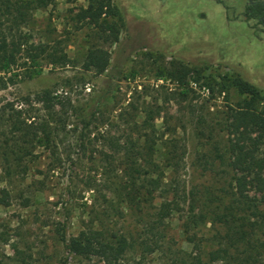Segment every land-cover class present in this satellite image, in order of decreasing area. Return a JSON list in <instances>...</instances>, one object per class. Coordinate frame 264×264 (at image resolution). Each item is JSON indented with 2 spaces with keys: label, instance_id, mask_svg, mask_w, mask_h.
<instances>
[{
  "label": "rangeland",
  "instance_id": "rangeland-1",
  "mask_svg": "<svg viewBox=\"0 0 264 264\" xmlns=\"http://www.w3.org/2000/svg\"><path fill=\"white\" fill-rule=\"evenodd\" d=\"M113 4L121 32L112 45L93 38L88 27L75 29L74 14L86 8V0H52L45 8L31 10L23 32L47 50L39 63L41 72L30 65L0 72V144L9 131L7 118L29 114L41 123L54 114L52 142L36 144L23 160L25 171L17 172L10 184L0 149V188L11 193L9 205H0V264H102L68 254L63 241L76 236L91 215L105 210L101 204L92 212L94 194L84 187L86 177L103 169L100 151L109 152L107 145H100L99 135L108 133L122 143L127 136L149 133L140 126L142 110L157 107L163 111L153 121L154 159L166 170L165 181L176 191L178 202V209L165 220L164 248L190 252L183 223L189 210L199 205L194 199H200L205 187L222 183L203 171L213 141L222 137L209 134V125L243 98L233 88L220 92V86L232 78L264 93V32L244 18L249 0ZM92 46L109 53L108 68L100 76L83 68ZM54 52L66 54L67 63L52 64ZM173 66L191 71L187 99L179 95L183 87L168 75ZM107 89L110 93L104 97ZM43 92L65 99H53L50 111L39 101ZM115 221L116 229L140 231L127 210ZM193 233L209 237L213 230L210 224L198 225ZM139 251H130L125 264H169L161 252L141 256Z\"/></svg>",
  "mask_w": 264,
  "mask_h": 264
},
{
  "label": "trees",
  "instance_id": "trees-1",
  "mask_svg": "<svg viewBox=\"0 0 264 264\" xmlns=\"http://www.w3.org/2000/svg\"><path fill=\"white\" fill-rule=\"evenodd\" d=\"M86 1V8L74 14L75 29L88 27L93 38L103 45L116 43L121 21L113 0ZM51 3L52 0H0V72L8 73L13 67L30 65L40 74L39 63L47 50L31 43V36L23 32V27L31 17V10ZM243 15L247 22L255 21L254 28L262 26L264 32L262 0H249ZM50 56L52 64L64 65L68 61L64 53L54 52ZM108 64V51L92 46L83 68L100 76ZM190 72L184 66H173L168 72L183 87L179 93L183 99L192 92L188 88ZM220 87V92L233 88L243 98L229 106L220 120L209 125V134L222 137L213 141L203 159V171L212 179L217 177L222 185H209L200 192V199L192 198L199 205L189 210L183 223L191 251L171 252L170 248H164L165 220L178 209V202L176 191L165 181L166 170L154 159L153 121L155 115L163 111L157 107L142 110L144 118L140 126L149 133L135 138L127 136L122 143L106 136L108 133L99 135L100 145H107L109 152L100 151L103 169L86 177L84 187L94 194L92 212L101 204L105 210L83 222L76 236L63 240L68 254L96 259L102 264H125L126 255L137 249L141 250V256L161 252L168 257L169 264H264V93L232 78L224 79ZM109 93L107 89L104 97ZM39 97L44 108L50 111L53 99H58V103L65 99L63 95L53 98L48 92ZM97 104L91 118L98 112L100 102ZM21 115L6 119L10 121L9 131L2 134L0 144L8 184L17 172L25 171L22 163L30 157L31 149L36 144H49L54 136L50 122L54 114L50 113L49 121L41 123H36L29 114ZM56 124L60 123L56 121ZM10 199L8 188H0V205H9ZM123 210L134 216L139 232L132 234L116 229L115 218L122 216ZM206 224L213 230L209 237L190 234L191 229Z\"/></svg>",
  "mask_w": 264,
  "mask_h": 264
}]
</instances>
